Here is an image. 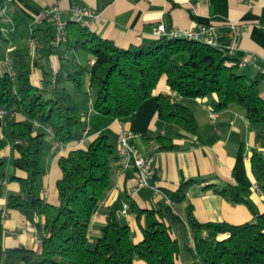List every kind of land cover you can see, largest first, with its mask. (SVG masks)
<instances>
[{"label": "trees", "instance_id": "obj_1", "mask_svg": "<svg viewBox=\"0 0 264 264\" xmlns=\"http://www.w3.org/2000/svg\"><path fill=\"white\" fill-rule=\"evenodd\" d=\"M3 18L0 13V107L8 111L17 109L26 117L24 121L11 123L10 137L18 152L14 166L24 171L26 177L15 178L19 192L7 197L6 207L19 211L36 225L39 232L40 249L29 264H133L135 260L144 264H177L178 245L161 212L133 204L130 208L136 218L143 216L145 220L138 242L133 241L127 224L110 215L99 228L93 245L88 247L91 217L109 187L114 146L106 134H99L85 148L71 150L59 157L58 204L50 205L37 194V181L45 172L41 165L44 134H35L32 122L46 126L54 140L65 145L75 140V131L83 124L77 94H91L92 109L99 115L126 120L152 96L159 81L165 78L168 89L182 98L211 97L213 111L238 106L250 123L262 127L264 140V97L259 94L263 77L250 78L238 66L237 60L217 47L161 37L147 44L121 48L87 27L69 23L64 41L54 47L65 43L67 49L84 51L92 63L64 61L59 56L57 71L45 81V86L35 88L29 78L27 52L20 48L10 52L12 76L3 65L4 49L9 42V35L2 32ZM156 101L159 120L172 124L177 131L196 133L197 124L187 107L164 94H158ZM156 139L160 148L174 146L168 137ZM166 140L169 142L165 143ZM2 147L0 140V149ZM250 161L257 186L264 196L261 160L252 154ZM232 173L237 189L246 194L250 183L241 153L236 157ZM187 185L188 182L182 183L177 191L169 193V199L180 200ZM229 194L232 202L248 205L255 215L244 195ZM40 216L43 221L37 223L35 220ZM1 222L0 213V262L13 264L25 250L5 251L2 248ZM189 222L196 232L193 246L202 264H264V213L255 215L252 222L237 225L199 223L190 216ZM204 230L222 237L217 240L201 237L199 234Z\"/></svg>", "mask_w": 264, "mask_h": 264}, {"label": "crops", "instance_id": "obj_2", "mask_svg": "<svg viewBox=\"0 0 264 264\" xmlns=\"http://www.w3.org/2000/svg\"><path fill=\"white\" fill-rule=\"evenodd\" d=\"M52 5L58 6L64 17L68 16L69 9L74 5L91 9L95 18L88 28L121 48L155 41L153 29L159 24L166 30L212 24L217 28L222 43L226 44V33L231 25H236L241 30L232 58L249 61L240 68L250 78L263 77L259 94L264 97V0H12L6 3L1 0L0 9L3 8L4 13H0L6 18L2 32L9 35L6 47L12 50L20 48L28 53L29 78L35 88L45 86V81L57 71L60 57L64 61L85 65L91 61L88 53L67 49L65 43L54 47L52 30L48 29L42 16V12ZM29 39H34L30 54ZM170 93L165 78H162L152 96L144 100L126 120L99 115L92 109L91 94H77L76 101L83 124L75 131V140L65 145L58 144L46 126L38 121L32 122L34 133L44 134L41 165L45 172L37 181V194L50 205L58 204L56 182L61 177L59 157L71 150L85 148L99 134H106L114 146L115 157L111 163L109 187L91 217L88 247L93 245L99 235V228L110 215L127 224L133 241L138 242L145 220L143 216L136 218L130 208L133 204L142 209L161 212L178 245L177 264H202L193 246L196 232L189 222V216L199 223L225 222L237 225L252 222L255 215L264 213V196L255 187L257 181L250 161L251 155L255 154L264 169L262 127L250 123L236 105L213 111L211 97L193 99L177 95L170 99L187 107L197 124L196 133L177 131L172 124L157 117V95L170 96ZM24 120L26 117L14 109L12 116L0 121V140L3 142L0 149V213L4 215L1 246L5 251L25 250L13 264H29L34 253L39 251L41 242L36 225L27 221L19 211L6 207L7 197L19 192L15 178L26 177L24 171L14 166L18 152L10 137L12 121ZM121 130L135 135L131 143L149 160L153 172L150 187L135 190L137 177L134 168H122L119 165L117 151ZM159 136L170 138L174 146L160 148V142L156 139ZM239 153L243 155L245 174L250 183L246 194L237 189L232 173ZM185 182L188 185L183 197L171 201L168 194L177 191ZM230 192L244 195L255 215L248 205L232 202ZM123 204L127 208L121 213ZM35 221L42 223L43 217H37ZM199 235L210 240L222 237L211 230L201 231ZM133 264L144 263L135 260Z\"/></svg>", "mask_w": 264, "mask_h": 264}, {"label": "built area", "instance_id": "obj_3", "mask_svg": "<svg viewBox=\"0 0 264 264\" xmlns=\"http://www.w3.org/2000/svg\"><path fill=\"white\" fill-rule=\"evenodd\" d=\"M12 0H2L3 3L11 2ZM0 12L3 14L4 9L1 8ZM43 20L45 24L49 25L52 29V43L54 45H59L64 41L66 34V27L69 23H75L81 27H89L90 22L95 18L94 12L84 6L74 5L69 9L68 16L64 17L61 9L58 6L52 5L42 12ZM3 21H6V18H3ZM4 29H2L3 31ZM241 28L236 25H231L228 32L226 33L227 43L223 44L221 41V36L218 33L217 28L212 24H197L194 28L190 29H178L173 28L166 30L162 24L157 25L153 29V35L156 39L161 37H168L174 39H185L188 41H194L202 43L205 45L213 46L220 48L225 51V53L232 57L233 52L237 48V36ZM29 54L30 48L34 44V39H29ZM10 47H6L5 56L3 59V65L9 71V74L12 76V71L10 70V61L9 54L11 52ZM238 66L243 67L249 63L247 59L237 60ZM92 63V61H90ZM177 94L175 92L170 93L171 98H175ZM89 109L88 113H90ZM13 110L8 111L4 107H0V121L5 120L6 118L12 116ZM88 115V114H87ZM213 114L211 113V117ZM88 120V117L85 118ZM135 138L133 133L121 130L118 135L119 147L117 151V160L119 165L122 168L133 167L136 172L137 183L135 190L141 188L150 187V181L152 178V168L149 160L145 159L140 153L139 150L131 143ZM258 188L257 186H255ZM155 191H158L153 187ZM127 208L126 204H123L121 213H124ZM4 215H2L3 219Z\"/></svg>", "mask_w": 264, "mask_h": 264}, {"label": "rangeland", "instance_id": "obj_4", "mask_svg": "<svg viewBox=\"0 0 264 264\" xmlns=\"http://www.w3.org/2000/svg\"><path fill=\"white\" fill-rule=\"evenodd\" d=\"M3 67V66H2Z\"/></svg>", "mask_w": 264, "mask_h": 264}]
</instances>
